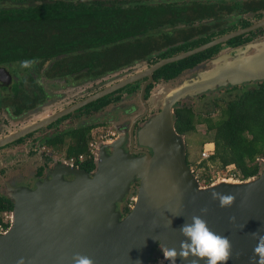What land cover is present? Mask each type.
<instances>
[{
	"label": "water",
	"instance_id": "obj_1",
	"mask_svg": "<svg viewBox=\"0 0 264 264\" xmlns=\"http://www.w3.org/2000/svg\"><path fill=\"white\" fill-rule=\"evenodd\" d=\"M246 31L237 30L190 51L159 60L135 75L0 139V147L127 84L144 77L151 80L152 73L166 64ZM258 46L261 48L264 44ZM261 53L233 62L235 67L242 69L233 75L234 81L264 78V67L251 69L256 62L264 64ZM0 80H8L2 68ZM194 84L197 87L188 84L171 94L173 101L199 87L198 82ZM166 107L170 109L168 114H157L137 133V144L149 150L141 151V157L133 156L136 152H132L126 159V153L121 150L110 155L98 154L92 174L73 169L70 170L73 179L69 182L62 180L60 175L34 191L17 195L11 202L7 230L0 234V264H17L22 257L25 264H73L72 257L76 254L93 259L95 264H138V261L146 264L152 247L160 248L159 243L179 250L185 239L179 229L186 220L190 222L192 215H200V209L205 206L209 211L203 218L209 227L232 242L233 255L227 264H254L250 258L257 240L252 234L264 235V169L258 171L256 178L237 185L226 186L222 182L199 188L186 165L182 138L173 129L171 106ZM120 163L132 167L131 170L127 172ZM133 179L138 180V205L135 211L132 205L120 218L114 211L115 203ZM212 191L235 195L233 206L221 209L218 201L211 199ZM231 216H235V223L229 222ZM177 262L191 264L190 260L179 258Z\"/></svg>",
	"mask_w": 264,
	"mask_h": 264
},
{
	"label": "trees",
	"instance_id": "obj_2",
	"mask_svg": "<svg viewBox=\"0 0 264 264\" xmlns=\"http://www.w3.org/2000/svg\"><path fill=\"white\" fill-rule=\"evenodd\" d=\"M194 2L155 0L148 4L141 0L112 3L32 0L27 4L0 5V67L37 59L54 60L51 71L88 69L90 78H94L151 56L153 59L148 63L153 64L206 43L214 36L215 33L204 39L188 42L196 34H205L215 28L208 24L198 28L193 25L196 21L215 17L217 14L210 5L201 6ZM168 28L172 31L167 32ZM225 43L237 46L242 41L236 37ZM220 46L216 45L155 70L151 75V83L144 89V99L153 84L175 79L182 72L209 59L218 52ZM14 81L11 84V96L0 94V106L12 107L15 114H20L33 106L30 103L32 100H28L29 95L34 97L37 94L30 76L27 81L23 78ZM26 82L33 85L29 94H24L17 88ZM128 87L129 93L137 88L136 83L124 88ZM122 89L84 108L98 109L116 100L113 96ZM223 105L216 120L207 117L200 119L206 131L211 134V140L204 143L213 145V153L207 162L215 163L220 168L232 165L242 173L243 179L255 177L258 173L255 161L264 156V84L259 83L255 88L241 91L223 102ZM172 114L176 134L183 136L194 131L196 115L189 107H176ZM89 128L91 127H80L65 133L74 139V144L66 150L65 158L73 159L74 164L85 172L93 170L92 158L88 156L84 139ZM60 142L61 138L55 137L48 140L47 144ZM81 154L85 158L78 162L77 157ZM11 209L10 201L0 194L2 230L8 227V222L3 221L1 214L8 213ZM126 212L124 209L123 213Z\"/></svg>",
	"mask_w": 264,
	"mask_h": 264
},
{
	"label": "rangeland",
	"instance_id": "obj_3",
	"mask_svg": "<svg viewBox=\"0 0 264 264\" xmlns=\"http://www.w3.org/2000/svg\"><path fill=\"white\" fill-rule=\"evenodd\" d=\"M30 1L32 0H0V5L12 3L27 4ZM235 22L236 21H231L228 25L235 24ZM166 31L171 32L172 29L168 28ZM247 46H243L237 50H231V52H228L227 49H222V52L220 51L211 61L202 63L189 72L181 73V75L175 80L164 84L153 85V88L149 91V97L146 102L142 98V88L145 85V82L142 83V81H137V89L129 94L127 91L131 86L124 88L117 95L118 97H121L120 100L111 103L101 110L99 114L93 115V113H91L90 115H82L79 117L73 116L60 125H54L50 130H41L34 136L25 139L20 147H10L7 150H3L0 152V194L7 198L11 203L17 195L34 191L40 186L58 179L60 175L62 180L67 182L71 181L73 176L70 175L72 172L68 167L71 160H67L65 155L66 148L74 144V139H72V137L64 138L61 147L58 145H45L43 141H46L50 136L55 135L57 132L78 129L83 125L81 123H91L89 121H92L97 117H103L107 120L111 119L109 118V115H111L112 118L113 116H120L118 120L111 119L112 123H106V127L102 124V126H104L102 129L103 131L114 132L113 137H119L120 133L119 131H116L114 125H117L119 121H125L127 124H130L135 117L139 118L144 115L143 119H141L138 125H136L137 129L134 145L139 150L141 149L140 151L149 152L145 147L137 144L136 135L145 124L148 123L150 119H154L157 114H168L170 111V109L166 107L168 105L171 106V111L179 106L189 107L194 115H196V119L194 120V131L184 134L182 136V141L185 149L186 165L193 169L194 174L197 177L199 188H204L209 185H220L223 180L235 181L237 183L251 180V178L254 177L243 179L242 173L232 165L220 168L215 163H209L207 160L200 162L198 159L203 143L211 140V134L206 131L205 125L200 119H205L207 117L213 121L216 120L219 110L224 106L223 102L240 94L241 91L253 87L255 88L259 83L264 84V78L251 79L249 81H242V79L234 81L233 75L238 74V71L240 72L242 69L240 67H235L236 64H233V62H241L244 59H251L252 57H256L257 53L260 52H262L261 54H264V50H262L264 47L260 48V46H254L253 44L252 46ZM152 59L153 56L142 62H134L123 69L107 74L101 78H97L96 80H89L84 83L78 81L81 84L76 82L74 83L75 85L68 87L64 86V88L60 90L57 89V83L53 81L45 82L43 85L46 86V90L49 93L51 100L48 103L41 105L36 111L25 113L17 118H13L7 115L4 109L0 107V139L66 109L65 106L68 104L78 103L107 88L109 85L118 83L123 79L145 70L148 68V61ZM14 67L17 69L16 77H19V74H21L24 68L21 67V65L12 66V68ZM263 67L264 64L256 62L251 66V69L258 70ZM223 80L225 81L223 82ZM194 82H198V88L194 91H190V94L182 95L178 100L173 101L171 94L180 88L188 86V84L197 87ZM228 89L230 91H227ZM124 113L127 114L124 115ZM146 113L147 116H145ZM100 130L99 127H96L89 132L88 141L89 144H92L93 146L90 149L93 153L95 152V156L97 151H100L99 155H110L113 151L117 150L126 153V159L127 156L132 155L130 151H126L127 146L123 137L119 138L116 144H112L110 146L111 149L99 147L101 142L104 143V139L107 140L112 138L108 135L106 138H102V140L98 139V136H103L105 134L99 132ZM133 156L141 157V154L139 153ZM202 162L203 164H201ZM255 163L258 165V171L260 172L262 168L264 169V156L257 158ZM60 164H63L64 168L60 167ZM40 166L43 167V171L40 176H36L35 172ZM62 170L64 173H62ZM137 185L138 180L133 179L122 194L120 200L115 203L114 211L119 214L120 218L124 217L129 211L127 208L128 205H134L131 199L136 196ZM124 209L127 210L125 214L123 213ZM1 215L3 221H6L10 219L11 213L8 212ZM146 264H168V261L164 260L160 248L152 247L148 254V258L146 259Z\"/></svg>",
	"mask_w": 264,
	"mask_h": 264
},
{
	"label": "flooded vegetation",
	"instance_id": "obj_4",
	"mask_svg": "<svg viewBox=\"0 0 264 264\" xmlns=\"http://www.w3.org/2000/svg\"><path fill=\"white\" fill-rule=\"evenodd\" d=\"M72 1H82V0H72ZM83 1H87V2H92V1L101 2V1H103L104 3H112L114 1L119 2L121 0H83ZM134 1H136V0H134ZM154 1L155 0H141V2L148 3V4L149 3H153ZM185 1L189 2L190 0H185ZM194 1H195L194 3H199L201 6L210 5L212 10H213V12L217 13V14H216L215 17L213 16L211 18H205V19H202L200 21H196L193 25L196 28H198L200 26L208 24L209 26H215V28H212L208 33H205V34H203V33L196 34L195 36L189 38L188 42H192V41L198 40V39H204L205 37H207V36L209 37V35L215 33L214 36H212L209 39V41H208V42H211V41H213V40H215L217 38H220V37H222L224 35L230 34V33L235 32L237 30L247 29L246 32L241 33V34H239L237 36H234V37L230 38V39H233V38L238 37L239 40L242 41L241 44H239L237 46L227 45L225 42L230 40V39H228V40H226V41H224L222 43H219L217 45H221V46L219 47L218 52L215 53L214 55H212L209 59H206L205 61H203L202 63H207V62L211 61L214 57L217 56V54L222 49H227L228 52H231V50H237V49H239V48H241L243 46H247V45L248 46H252V44H253L254 46H257V45H260V44L261 45L264 44V0H194ZM231 21H236V22H235V24L228 25V23H230ZM220 32H222V34H219ZM208 42H206V43H208ZM206 43H203V44H201V45H199L197 47H200V46H202V45H204ZM214 46H216V45H214ZM214 46H212V47H214ZM197 47H194L192 49H195ZM209 48H211V47H209ZM192 49H190V50H192ZM190 50H188V51H190ZM185 52H187V51H185ZM180 53H184V52H180ZM180 53H177L175 55H178ZM148 58H146V59H148ZM146 59L139 60V62L145 61ZM41 61H44V60H41V59L31 60L30 61L31 62V66L28 67V68H24L23 67L24 69L22 70L21 74H19V77H16L17 69H15V67L14 68H12V66H10V67H0V68L4 69V72L8 76V80L7 81H1L0 80V94H1V96H11V89H12L11 84L13 82H15L14 80L23 78L25 81H27V77L30 76L32 78L33 82L35 83V93L37 95L34 96V97H31V95H29V97H28L29 98L28 100H32V102H30V103H33L32 107L28 108L27 110H25L23 112H20V114H15L12 107L0 106V107H2L4 109V111L10 117L17 118V117H19V116H21V115H23L25 113L34 112L37 109H39L41 105H44V104L48 103L51 100V97L49 96V93L46 90L47 89L46 86L43 85L45 82L53 81V82L57 83L56 84L57 87H58L57 89L60 90V89L64 88V86L65 87L73 86V85H75L74 83H76L78 81L84 83V82H87L89 80H96L97 78H101V77H103V76H105L107 74L116 72V71H118L120 69H123V68H125V67L130 65V64H128L126 66L119 67V68H117L115 70L104 72L103 74H100V76H98V77L95 76L94 78H90V76H89L90 71L88 69H82V70H78V71L65 70V69L52 70L51 71L50 69H51V66H52L54 60H48V61H44V62H41ZM135 62H137V61H135ZM132 63H134V62H132ZM202 63H199L198 65H196L195 67H193L190 70L184 71V73L195 69L196 67H198ZM21 64L22 63H19L17 65H21ZM153 64H149L148 63L147 67L149 68ZM180 75H178L176 78H178ZM75 76L77 77V79H74ZM175 79H172V80H175ZM172 80H169V81H166V82L161 81V82L155 83L153 85L168 83V82H170ZM137 81H142V83L145 82V85L149 81H150L149 83H151V80H149L147 77H144V78L139 79ZM137 81L132 82L130 84H127L124 87L129 86V85L133 86ZM80 82H78V83L81 84ZM60 84H62V85H60ZM112 85H109L108 87H110ZM145 85H144V87L147 86V85L146 86ZM31 86H33V85H28V82H26L24 85L18 86L17 88L19 90H21V92H23L24 94H29L30 93L29 90H30ZM136 86H137V84H136ZM124 87H122V88H124ZM122 88H120V89H122ZM117 90H119V89H117ZM117 90H115V91H117ZM115 91H113V92H111V93H109V94H107V95H105L103 97L111 95ZM119 93H117V94H115V96H113L114 98L116 97V100L110 101L108 104H106V105H104V106H102V107H100L98 109L94 110V108H92V107H89V108H86V109L84 108L86 105L98 100V99H96L95 101H92V102H90V103H88V104H86V105H84V106H82V107H80V108H78V109H76V110H74V111H72V112H70V113L58 118V119H56L55 121L45 125L44 127H41V128H39V129H37L35 131H32V132H30V133H28V134H26V135H24V136H22V137H20V138H18L16 140L12 141V142H10V143L0 147V152H2L5 149L7 150L10 147L11 148L12 147L13 148L14 147H20L22 145V143H24L25 139H28V138L34 136L36 133H38L41 130H46V131L50 130V129L53 128L54 125L55 126L60 125L61 123L67 121L69 118H71L73 116H78L79 117V116H82V115H90L91 113H93V115L94 114L97 115V114H99L101 112V110L106 108L111 103L118 102L120 100V98H121L120 96L119 97L117 96ZM127 93H129V92L127 91ZM129 94H131V93H129ZM148 94H149V92H148ZM148 94H147L146 99H144V90H143L142 98L145 100V102L147 101V99L149 97ZM103 97H101V98H103ZM113 97L111 98V100L113 99ZM101 98H99V99H101ZM72 104L74 105V103H71V104H68L67 106H65V108H68V107L72 106ZM125 114H127V113H124V115ZM145 116H147V113L145 114ZM143 117H144V115L139 117V118L135 117V119H133V121H131L132 123H130V124H127L125 121H122V122L119 121V123L117 125H114L116 131H119V133H120L119 137H117V136L113 137L114 136V132L103 131L102 129L104 128L106 123H112L111 119L118 120L120 118V116H116V117L113 116V118H112V116L109 115V118H111V119H107V120H106V118H103V117H97L94 120H92V121H95V122H92L90 120L89 122H91V123H81V124H83L81 126V128L91 127L85 133L84 139H85V146H86L87 152L89 154L88 156H90L92 158L93 170H91L90 172H85L84 170H81L76 164H74V160L73 159H68V160H71V162L68 165L69 170L76 169V170L83 171L86 174H92L93 171L95 170L96 159H97V156H98L100 151H97L96 156L94 155L95 152L93 153L91 151V149H90L93 146H92V144H89V141H88L89 139L88 138H89V132L93 128H96V127H99L102 130V131L100 130L99 132L105 133L103 136H101V135L98 136V139L102 140V138H106L108 135L112 137L111 139H107V140L104 139V143L101 142L100 143L101 145L99 147L111 149L110 146L112 144H116L117 141L119 140V138L123 137L125 139L124 142L126 143V146H127L126 147V151H130L131 153H132V151L136 152V153H134L135 155L139 154L141 152L140 151L141 149L139 150L134 145V143H135V133H136V129H137L136 125H138L139 121H141V119H143ZM102 124L104 126H102ZM72 130H76V129H71L70 131H72ZM96 130H99V129H96ZM70 131L57 132L55 135L50 136L49 137L50 139L48 138L46 141H43V143H45V145H48L47 144L48 140H51V139H53L55 137H60L61 138V142L58 143V144L56 143V144H52V145H58L59 147H61L63 145V139L66 138V137H71L70 135H65V133H69ZM67 148H66V150H67ZM95 150H97V149H95ZM107 153H108V151H107ZM84 158H85V156L81 154V155H79L77 157V161L81 162V161L84 160ZM62 168H64V167H62ZM42 171H43V167L40 166L39 168H37V170L35 172V175L36 176H40ZM62 173H64L63 170H62ZM62 175H64V174H62Z\"/></svg>",
	"mask_w": 264,
	"mask_h": 264
},
{
	"label": "clouds",
	"instance_id": "obj_5",
	"mask_svg": "<svg viewBox=\"0 0 264 264\" xmlns=\"http://www.w3.org/2000/svg\"><path fill=\"white\" fill-rule=\"evenodd\" d=\"M31 66L30 61H24L21 67L28 68ZM211 199L218 201L221 209L231 208L235 202V195L232 193H222L217 191L211 192ZM208 207L200 209V215H192L190 222H186L179 229L181 235L185 238L181 241L179 250L177 248L166 247L159 243L160 251L163 253L165 261L168 264H176L177 259L191 261V264H199V261H205V264H227L233 255V245L231 240L214 232L208 225V221L203 217L208 214ZM235 216L229 217L230 223H235ZM252 237L257 240L253 248V256L250 262L254 264H264V235L253 233ZM191 258V259H190ZM258 258V259H257ZM73 264H95L94 260L80 254L72 257ZM17 264H25L22 257ZM138 264H141L138 261Z\"/></svg>",
	"mask_w": 264,
	"mask_h": 264
},
{
	"label": "built area",
	"instance_id": "obj_6",
	"mask_svg": "<svg viewBox=\"0 0 264 264\" xmlns=\"http://www.w3.org/2000/svg\"><path fill=\"white\" fill-rule=\"evenodd\" d=\"M213 153V145L212 143H203V145L201 146V150H200V153L198 155V159L199 161H203V160H207ZM80 158V157H79ZM71 162V161H70ZM188 169L190 170V173L192 174V176L197 180V177L196 175L194 174V171L193 169L189 168ZM198 182V181H197ZM132 200V199H131ZM132 206L128 205V209H131ZM8 222V225H9V221L10 219L6 220ZM7 230V228L5 230H2L0 228V234L4 233L5 231Z\"/></svg>",
	"mask_w": 264,
	"mask_h": 264
},
{
	"label": "bare ground",
	"instance_id": "obj_7",
	"mask_svg": "<svg viewBox=\"0 0 264 264\" xmlns=\"http://www.w3.org/2000/svg\"><path fill=\"white\" fill-rule=\"evenodd\" d=\"M120 164H121L122 168L125 169L127 172H129V171L131 170V168H132V167H130V166H126V165H124V164H122V163H120ZM221 182L225 183L226 186H227V185H237V182H235V181H230V180H223V181H221ZM204 191H205V189H204ZM207 191H208V190H207ZM23 197H24V196H23ZM23 197H21V198H23ZM21 198H20L19 201L16 203V205L19 204ZM132 201H133V204H134V207H133L132 211H135V209H136V207H137V205H138V201H139V189L137 190V192H136V196H135V198L132 199ZM160 244H161V243H160ZM176 264H179V263L176 261Z\"/></svg>",
	"mask_w": 264,
	"mask_h": 264
},
{
	"label": "crops",
	"instance_id": "obj_8",
	"mask_svg": "<svg viewBox=\"0 0 264 264\" xmlns=\"http://www.w3.org/2000/svg\"><path fill=\"white\" fill-rule=\"evenodd\" d=\"M182 138V136H180ZM186 160V159H185Z\"/></svg>",
	"mask_w": 264,
	"mask_h": 264
}]
</instances>
